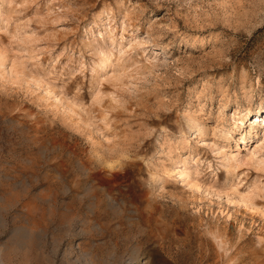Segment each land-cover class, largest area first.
<instances>
[{
	"label": "rangeland",
	"instance_id": "374dc122",
	"mask_svg": "<svg viewBox=\"0 0 264 264\" xmlns=\"http://www.w3.org/2000/svg\"><path fill=\"white\" fill-rule=\"evenodd\" d=\"M245 110L264 0H0V264H264Z\"/></svg>",
	"mask_w": 264,
	"mask_h": 264
},
{
	"label": "bare ground",
	"instance_id": "6f19581e",
	"mask_svg": "<svg viewBox=\"0 0 264 264\" xmlns=\"http://www.w3.org/2000/svg\"><path fill=\"white\" fill-rule=\"evenodd\" d=\"M251 117H256V118L253 120H250ZM249 122H258V124H256L255 127L251 128L250 125L248 124ZM194 126H195L196 136H201L200 123H196ZM247 126L248 128H250V130L246 129ZM226 132H227L226 134L228 135V137L225 136L223 139V143L225 144L226 147L231 146L232 144L233 145L238 144L239 147L241 146V149L245 150V151H242L243 153H240L239 157L234 158V160H242V159H246L249 157L250 159H252L255 157V151L253 152V151L248 150L247 144L249 142H252L254 138L258 137L261 133L264 132V115L262 116L261 113L259 114L257 113V114H253L249 116L248 110H245V112L241 114L240 117L238 116L237 118L236 117L232 118V121L229 124L228 131ZM237 135L239 136L237 137ZM232 157L233 155H231L230 153L225 155V159L227 162H230L231 160H233ZM176 170L175 172L177 176L179 177L180 183H182L183 181L186 182L185 181L187 177L186 172L180 169H177V168Z\"/></svg>",
	"mask_w": 264,
	"mask_h": 264
},
{
	"label": "snow or ice",
	"instance_id": "6c2138e0",
	"mask_svg": "<svg viewBox=\"0 0 264 264\" xmlns=\"http://www.w3.org/2000/svg\"><path fill=\"white\" fill-rule=\"evenodd\" d=\"M261 115H264V111L261 112Z\"/></svg>",
	"mask_w": 264,
	"mask_h": 264
}]
</instances>
